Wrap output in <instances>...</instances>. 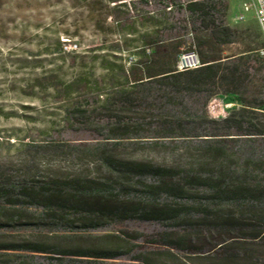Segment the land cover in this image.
Segmentation results:
<instances>
[{
  "label": "trees",
  "instance_id": "obj_1",
  "mask_svg": "<svg viewBox=\"0 0 264 264\" xmlns=\"http://www.w3.org/2000/svg\"><path fill=\"white\" fill-rule=\"evenodd\" d=\"M183 7L196 35L189 47L202 65L177 70L179 38L143 39L128 67L117 54L103 60L105 87L83 75L55 87L66 98L94 95L74 101L69 114L100 138L33 139L20 145L17 158L0 156V230L154 220L181 229L159 243L198 254L204 264H264V59L224 55L237 29L224 21L221 0H188ZM218 94L239 105L216 118L206 102ZM65 159L77 170H52ZM32 235L0 240V264L24 251L70 260L115 258L127 249L114 234ZM78 238L89 242H73Z\"/></svg>",
  "mask_w": 264,
  "mask_h": 264
},
{
  "label": "rangeland",
  "instance_id": "obj_2",
  "mask_svg": "<svg viewBox=\"0 0 264 264\" xmlns=\"http://www.w3.org/2000/svg\"><path fill=\"white\" fill-rule=\"evenodd\" d=\"M187 1L0 0V156L17 158L20 145L33 139L71 144L99 139L96 131L76 123L69 114L74 101L91 100L94 95L76 91L66 98L55 87H63V83L80 75L96 76L105 87L109 81L108 70L102 67L103 60L111 63L113 54H117L128 67L135 60L131 57L134 46L143 39L161 38L168 42L179 38L184 41L180 50L189 48L196 35L191 32L189 12L183 7ZM221 2L227 4L224 21L237 29L239 41L249 36L248 28L251 34L256 32L254 25L248 24L253 19V8L243 9V3L250 0ZM240 13L244 19L237 20ZM130 27L135 29L131 33ZM158 43L160 41L155 44ZM245 43L234 44L231 50ZM117 44L122 48L120 52L112 49ZM206 108L211 116L219 118L227 115L232 106L218 94L207 100ZM72 165L70 159H65L51 168L77 170ZM176 232L180 233L181 229L158 221L124 219L90 229L3 228L0 240L32 237L34 233L92 237L114 234L127 245L115 258L56 260L48 254L24 251L10 264H204L206 260L198 254L159 243L164 236L177 238ZM73 242H89V239L78 238Z\"/></svg>",
  "mask_w": 264,
  "mask_h": 264
},
{
  "label": "built area",
  "instance_id": "obj_3",
  "mask_svg": "<svg viewBox=\"0 0 264 264\" xmlns=\"http://www.w3.org/2000/svg\"><path fill=\"white\" fill-rule=\"evenodd\" d=\"M253 8L254 16L259 24L261 33L264 38V0H250V2L243 3V9L245 11ZM237 20L244 19V15L242 13L236 16ZM146 52H150V48H146ZM260 54L264 55V45L259 49ZM132 59L130 58V61ZM202 65V61L200 59V55L195 47H189L187 49L182 50L177 59L176 68L177 70H186L193 69Z\"/></svg>",
  "mask_w": 264,
  "mask_h": 264
},
{
  "label": "crops",
  "instance_id": "obj_4",
  "mask_svg": "<svg viewBox=\"0 0 264 264\" xmlns=\"http://www.w3.org/2000/svg\"><path fill=\"white\" fill-rule=\"evenodd\" d=\"M227 1V0H226ZM228 3V2H227ZM227 5V4H226ZM251 23L252 25H254V29L256 32H254V34H251V28L247 29V35L249 36H243V40L239 41L237 38L235 39V41H233L232 43H229L228 45L225 46L224 49V55H231V56H235V55H239V54H245V53H254L259 59H264V55L260 54L259 49L264 45V38L263 35L261 33L259 24L255 18V16L253 15V19L252 22H248V24ZM253 29V28H252ZM251 35V36H250ZM252 38V40H251ZM248 39V40H246ZM245 43V45H243L242 47H238L235 50H231L232 45L237 44L238 43ZM225 95L221 94V98H224ZM227 105L229 106H238L239 103L237 101H229L227 102Z\"/></svg>",
  "mask_w": 264,
  "mask_h": 264
}]
</instances>
